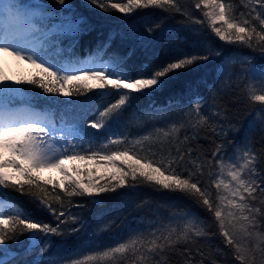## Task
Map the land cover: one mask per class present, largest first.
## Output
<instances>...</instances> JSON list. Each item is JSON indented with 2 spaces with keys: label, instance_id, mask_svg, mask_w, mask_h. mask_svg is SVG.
Instances as JSON below:
<instances>
[{
  "label": "snow or ice",
  "instance_id": "snow-or-ice-1",
  "mask_svg": "<svg viewBox=\"0 0 264 264\" xmlns=\"http://www.w3.org/2000/svg\"><path fill=\"white\" fill-rule=\"evenodd\" d=\"M239 2L243 10L238 9L235 0H198L194 7L201 10L205 19H194L193 22L207 23L210 32L220 41L249 48L264 58V0ZM81 6L95 7L104 13L114 10L123 17L138 9L149 8L169 15L173 11L187 15L182 12L179 0H82ZM0 20L4 21L0 30V57L26 62L36 69L34 76L12 83H8V77L0 72V90L5 97L11 99L22 95L25 89L18 86L30 85L40 89L36 95L42 94L46 100L49 95L72 97L89 92L108 98L107 106L98 111L95 119L88 120L86 127L73 124L57 128L46 115L31 108L21 110L0 105V264H29L16 260L17 253L8 248L10 244H19L21 236L28 237L33 245H43L41 251L44 252L51 243L50 236L65 235L66 230L61 225L69 220L78 223L63 210L65 203L72 204V197H97L140 184L181 193L191 199L214 219L218 233L235 261L264 264V231H261L264 228V138L259 149L246 142L243 147L228 153L224 140L229 132L238 130L230 125L223 126L221 111H214L211 116L204 113L207 101L200 97L190 101L189 109L184 113L188 119L171 124L167 130L156 129L154 134L134 139L113 131V126H119L124 112L135 101L150 98L168 87L171 74L220 57V51L206 48L183 53L162 65L144 66L133 72L128 69L127 62L135 47L126 55L112 53L108 59H103L115 38L110 35L86 62L77 61L81 66L71 67L49 55L54 49L59 54L58 41L62 34L78 35L87 23L68 0H0ZM159 27V24L148 27L147 35L136 37V44L144 47ZM245 59L249 82L241 91L264 130V66H257L253 57ZM212 118H219L220 126L212 123ZM205 127L212 133L215 146L210 157L205 158L202 154L193 157V149L188 147L185 151L183 145L196 139ZM184 128L192 129V135L179 140L177 133ZM101 135L106 143L93 147ZM216 139L221 142L215 143ZM150 140L170 142L175 153L169 150L165 155L161 151L157 156L150 147H144ZM85 143L89 147L85 148ZM65 160L91 161L110 167L112 171L99 177L104 183L95 179L82 182L69 174L64 167ZM44 169L59 171L62 179L41 181L39 172ZM73 171L81 174L78 169ZM12 193L31 198L57 223L52 225L35 220L14 203H6ZM54 203L60 207H54ZM176 216L180 219L179 225L164 224L146 235H130L114 246L71 259L69 264H104L106 261L118 264L121 260L123 264H168V253L178 250L177 246L181 244L184 245L183 264H194L190 245L196 243V238H209L216 233H209L205 222L190 211ZM78 231V228H72L69 234ZM215 251L226 255L219 248ZM198 254L201 259L196 264H205L203 252L198 250ZM129 255L134 259L129 260ZM211 264H217V261L212 259Z\"/></svg>",
  "mask_w": 264,
  "mask_h": 264
},
{
  "label": "trees",
  "instance_id": "trees-1",
  "mask_svg": "<svg viewBox=\"0 0 264 264\" xmlns=\"http://www.w3.org/2000/svg\"><path fill=\"white\" fill-rule=\"evenodd\" d=\"M68 2L76 6V11L86 18L87 23L82 26L84 30L78 35L65 33L60 36L59 54L55 49L49 52V55L65 65L81 66L77 61L86 62L110 35L115 38L112 39L111 46L106 50L107 54L103 59H108L112 53L126 55L135 47L134 54L127 62L128 69L133 72L144 66L162 65L180 57L183 53L201 49L212 48L222 54L208 62H199L191 69L178 70L171 74V81L163 91L157 92L150 98L144 97L135 101L132 107L124 112L119 126H115L117 135L123 133L129 139H134L149 133L154 134L156 129L167 130L173 123L186 121L188 117L184 116V113L188 111L190 101L200 97L207 101L203 109L204 113L211 116L212 112L219 110L224 116L223 126L227 128L230 125L234 130H238L229 132L224 140L228 153L239 147L242 142H247L257 149L262 146L264 130H261L256 113L248 104L241 89L249 82L246 79L245 70L248 65L245 57L255 58L257 66H264V58L259 52L249 48L228 45L220 41L210 32L207 23L203 25L194 23V19H205L201 10L194 7L198 0H179L182 12L187 15L175 11L169 15L159 9L149 8L138 9L128 17H123L114 10L111 13H104L95 7H82V0H68ZM235 2L238 9L243 10L239 0ZM156 24L160 27L155 29L153 39L144 47L136 44V37L147 35V28ZM28 77L30 76L24 79ZM18 87L25 91L20 95L21 98H11L14 101L9 100V104L28 103L40 110L39 113L46 115L57 128L73 124L87 126L88 120L95 119L98 111L103 110L108 102L107 97L102 98L98 94L94 95L93 92L72 97L49 95L46 100L42 94L36 95L41 92L38 88L30 85ZM211 122L218 126L221 124L219 118H212ZM192 131L190 128L181 129L177 137L183 140L185 135L191 136ZM212 139V133L205 127L199 131L196 139L190 140L183 145V148L186 151L191 147L193 157L202 154L208 158L215 146ZM102 140H105L103 135L97 141ZM220 142L219 139L215 140V143ZM144 147L145 149L150 147L157 156L161 151L165 155L169 150L175 153V147L171 146L170 142L150 140L145 142ZM143 154L141 152V155ZM39 176L41 181H57L54 178L42 177L40 174ZM98 183L104 181L99 179ZM128 183H132L130 178ZM48 187L51 193V185ZM59 191L56 189L57 193ZM60 194L63 196V193ZM71 200L72 204L65 203L63 210L68 217H75L78 223L73 224L69 220L68 223L61 225V228L66 230L65 235L50 236L51 243L44 252L41 251L43 245H33L28 237L21 236L19 244L8 246L9 251L17 253L16 260L27 261L29 264H45V262L69 264L71 259L114 246L130 235H146L164 224L179 225L180 219L176 214L190 211L205 222L209 233H216L209 238H196V243L190 245L194 264L201 259L198 250L203 252L205 264H211L212 259H215L217 264H239L234 260L231 250L226 247L223 237L219 235L214 219L181 193L157 190L155 186L140 184L137 187L118 188L115 192L104 193L97 197H72ZM5 202L14 203L35 220L52 225L57 223L47 211L42 210L38 203L27 196L12 193L11 198ZM53 206L60 207L55 203ZM72 228H78V233L69 234ZM261 230L264 231V228ZM177 248L178 250L168 253V264H183L181 253L184 251V245H178ZM217 248L223 250L226 255L216 252ZM128 258L134 259L130 255ZM104 264H112V262L106 261ZM118 264H123V261H119Z\"/></svg>",
  "mask_w": 264,
  "mask_h": 264
},
{
  "label": "rangeland",
  "instance_id": "rangeland-1",
  "mask_svg": "<svg viewBox=\"0 0 264 264\" xmlns=\"http://www.w3.org/2000/svg\"><path fill=\"white\" fill-rule=\"evenodd\" d=\"M3 27H4V21L0 20V30H2ZM0 72H2L3 75L8 77V81H7L8 83H12L16 79H21V78L35 74L36 69L32 68L26 62H17V61H14L13 59H11L10 57H0ZM88 83H93V82L88 81ZM14 97L21 98L20 95L14 96ZM114 99L115 98H112L113 101H114ZM9 100H13V99H8L7 97H5V93L2 90H0V105L7 104V106L10 108L21 109V110L31 108L32 110H34L36 112L40 111V110L36 109V107H32L28 103H24L27 106L24 105L23 103H17V104H11L10 103L9 104ZM61 127H66V126L62 125L58 128H61ZM84 127H86V126H84ZM113 131L115 133L118 132L117 128L115 129V125L113 126ZM57 135H59V133ZM104 143H106V140L96 141L92 146L98 147L99 145H102ZM245 143L246 142H242L241 145L239 147H236V148L243 147V145ZM61 147H62V145H61ZM84 147L87 148V147H89V145L87 143H85ZM111 147H115V146H111ZM236 148H234V150L231 151V153H233ZM64 167L67 169L69 174L73 176V178L80 179L82 182H87V180H89V179H95L98 182L100 176H102V175L106 176V174L108 172L112 171V169L110 167H103L100 165H95L91 161H71V162H69V161L65 160L64 161ZM74 168L80 170L81 174L77 175V173L73 171ZM39 174L42 177L54 178L57 181H60L62 179L59 171H57L55 169H52V170L44 169V170L40 171Z\"/></svg>",
  "mask_w": 264,
  "mask_h": 264
}]
</instances>
